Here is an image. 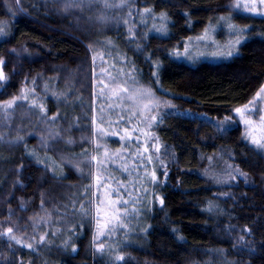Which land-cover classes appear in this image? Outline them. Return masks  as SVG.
<instances>
[{
	"label": "trees",
	"instance_id": "16d2710c",
	"mask_svg": "<svg viewBox=\"0 0 264 264\" xmlns=\"http://www.w3.org/2000/svg\"><path fill=\"white\" fill-rule=\"evenodd\" d=\"M109 4L0 0L9 24L0 104L29 90L45 106L22 102L0 118V233L11 227L21 241L0 236V264H264V147L236 111L264 88V13L239 0H130L122 13ZM89 17L97 24L82 29ZM205 35L233 52L195 57ZM113 57L166 101L153 124L163 150L155 169L137 160V174L131 165L105 171L126 220L97 239L89 195L98 139L111 157L130 155L121 139L133 124L125 118L113 137L95 129L97 71Z\"/></svg>",
	"mask_w": 264,
	"mask_h": 264
},
{
	"label": "rangeland",
	"instance_id": "374dc122",
	"mask_svg": "<svg viewBox=\"0 0 264 264\" xmlns=\"http://www.w3.org/2000/svg\"><path fill=\"white\" fill-rule=\"evenodd\" d=\"M83 1L87 2L90 0ZM239 4L255 13H264V11L259 10V8L264 10V4H261L260 0H239ZM131 7L130 0H110V4L107 5L108 10L117 13L129 12ZM128 20V18L122 16L119 23L122 24L123 22L121 21H126L125 23H127ZM104 21V18L100 17L99 22L104 23ZM95 24L97 22L93 20V17L85 18L81 28L87 29V27L95 26ZM8 30V21H0V41L7 35ZM203 42L204 45L200 46L199 50L198 48L195 49V54L197 55L195 57H209L217 60V58L230 55L229 53L233 52V49L229 46L230 44L222 45L219 50V45L207 35L203 37ZM111 48L115 50V47ZM100 56L104 60V55ZM109 62V64L97 71L98 78L95 83L94 100L90 102L95 129H97V132L103 131L105 137H113L116 128H119L125 118L133 124L132 127L128 126L126 131L130 134V138L121 137V148L127 149L126 151L129 150L130 155L125 156L117 152L118 155L111 157L108 154L109 146L107 145V148H105L102 145L104 139H98L97 155L93 158L96 163L95 171L90 173L93 188L91 195H89L92 198L90 209L94 218L97 239L114 237V231L121 228L126 220V211L121 206L122 199L110 190L106 182L109 178L108 173L105 171H109L113 166L117 167L115 169L125 171L126 167L131 165V170L137 174L141 171L139 169L140 165L135 167L137 160L144 161L146 163L144 167H152L151 169H153L155 163H161V152L163 150V146L156 140L153 124L160 115L158 110L163 105L165 106L166 101L159 99L151 87L137 80L131 71L129 72L128 61L117 60V58L113 57ZM145 93H150V96ZM41 98L42 96H39L34 91H25L19 99L15 100L12 107H7V103L0 104V118H7L10 112L14 111L22 102L29 103V106L34 110L35 107L41 110L43 108V100H40ZM51 106L52 104L49 103V108ZM44 108L42 109L43 112H45ZM257 111L260 117L264 116V92L257 97L254 104L237 112L245 127L247 138L251 142L255 140L257 142L255 144L261 145L264 144V120L260 117L254 118L253 114ZM35 115L39 117L37 111ZM41 115L42 113L40 112ZM152 117H155V119H152ZM51 119H55V117ZM124 133L120 134L125 136ZM32 153L35 152L32 151ZM51 162L55 164L54 161ZM140 164L143 167V163ZM143 171L145 172V169ZM145 173L147 176H156L153 170ZM86 175L89 177V173H86ZM210 175L212 178L224 180L225 172L222 169L220 173H217L214 169H211ZM89 186H91V183ZM142 197L143 201L149 199L148 190Z\"/></svg>",
	"mask_w": 264,
	"mask_h": 264
},
{
	"label": "snow or ice",
	"instance_id": "6c2138e0",
	"mask_svg": "<svg viewBox=\"0 0 264 264\" xmlns=\"http://www.w3.org/2000/svg\"><path fill=\"white\" fill-rule=\"evenodd\" d=\"M260 3L261 4H264V0H260ZM2 65H3V60H0V66H2ZM4 78L5 77H4V74H3V71H2V67H0V80H2ZM260 92H264V88H261L260 89ZM145 94L150 96V93H145ZM257 95L259 96V93ZM16 99H19V97L16 98ZM14 102H15V100L8 101L7 102V107H9V108L12 107V105H13ZM236 111L239 112L240 109H237ZM260 118L262 120H264V116H262ZM152 119H155V117H152ZM252 142L253 143H257L255 140H253ZM259 146L260 147H264V144H261ZM233 179H235V177H233ZM160 203L163 204V200H160ZM245 231H247V230H245ZM12 232H13V229L11 227H9V228H7V231L5 233H0V236H6L9 241H15L16 244H21V241L18 240L15 235H11ZM40 240L43 241V237H40ZM22 246L23 247H27V248H31V245L30 244H25V245H22ZM101 247H103V245H101ZM119 259H123V257L121 256V257H119Z\"/></svg>",
	"mask_w": 264,
	"mask_h": 264
}]
</instances>
